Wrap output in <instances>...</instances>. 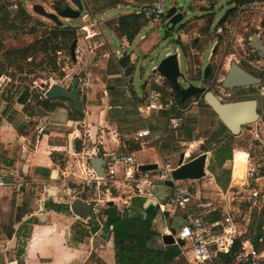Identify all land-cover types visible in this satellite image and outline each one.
<instances>
[{
  "label": "crops",
  "instance_id": "1",
  "mask_svg": "<svg viewBox=\"0 0 264 264\" xmlns=\"http://www.w3.org/2000/svg\"><path fill=\"white\" fill-rule=\"evenodd\" d=\"M101 12L105 13V17L101 18L105 22L113 19L115 15L111 14L112 10ZM131 13L139 14L137 10L126 12L123 15ZM141 18L139 14V20ZM223 20L224 18L217 22L218 27L222 25ZM77 27L79 35L75 38V49L78 46L87 48L91 39L82 38L79 26ZM113 37L118 40L121 49H113ZM140 39H144V36L141 35ZM92 41L96 43L94 53L87 50H84L83 54L74 52L75 59L72 60L78 67H83L86 63L89 65L92 61H95L93 65H100L98 75L95 77L98 83L87 79L83 84L80 77H75L81 110L74 111L78 115L81 113L80 117H83L81 119L78 118L79 116L73 117L75 114L70 111L74 109L71 100L61 97L54 99L39 97L42 99L40 100L42 117L36 125L37 134L34 139L36 146L44 142L48 144V140L52 138L54 152L63 153L65 150L79 152L78 146L82 147L84 139L87 147L96 146L100 152L106 150L133 154L136 162L145 169L153 165L160 167L166 162L175 168L181 153H184V157L188 160L198 156L191 155L193 149L190 147L195 142V135L199 129L200 111H203L199 101L193 100L188 106H183L175 99L181 111L172 107L170 112L161 110L138 112L137 106H145L151 99L162 100V93L160 97L155 93L151 94V90L157 92L159 89L156 88L157 85L151 88L152 82L148 84L150 76L141 81L140 91H137L131 83L136 61L139 58L136 50L139 44L128 51L135 39L129 40L125 35L117 36L113 29L110 31L104 29L102 37L97 36ZM98 42L101 44L98 45ZM175 51L178 52L180 66L181 52L179 53L177 48ZM107 52L110 53V57L104 56ZM170 53L172 52L167 51L165 55ZM206 65H209L210 70V64L206 63L204 68ZM204 68L202 80L205 77ZM88 74L91 75V72L89 71ZM58 84L66 89L70 88L68 85ZM83 91L86 96L85 102L82 100L84 99L82 98ZM192 97L185 99L186 103ZM19 99L17 97L10 102L2 101L4 105L0 107V264H125L116 258L115 230L132 249L131 256L139 250L142 256L147 255V251L154 253L155 257L152 260L150 259L149 262L143 260L141 264H192L191 250L185 244L178 246L174 243L166 248L159 242L161 235L169 234L171 230H174V233L183 224L185 214L182 211L163 213L152 205L147 208L143 207L148 198L156 199L158 204L168 202L173 187L167 186L164 181H155L149 187L148 194L131 196L130 204L124 205V209L116 207L115 200H118L120 195L116 196L111 193L114 202L109 200L106 202L105 215L100 218L95 213L94 207L95 219H83L77 216L64 201L50 202L48 198L38 199L39 194L37 193L32 194V187L48 185L49 187L44 189L47 197H56L59 193V186L63 185L64 181L60 180L58 165L51 161L38 162V150H30L28 145L31 137L23 132L29 127L25 120L28 117V110H25L24 102ZM44 102H48L53 108H46ZM68 103L71 108L68 107ZM205 105L208 107L206 103ZM44 113L46 115H43ZM170 118L177 119L176 128L169 124ZM67 128L69 131L66 132ZM145 129L149 130L150 135L136 138V133ZM45 131L47 133L42 134ZM69 136L72 140L71 149L68 145ZM186 144L189 148L184 149L183 146ZM189 149L188 155L187 150ZM176 153L178 157L176 161H172ZM48 159L50 160L49 157ZM53 170L56 171L54 178L52 177ZM65 171L67 167L61 173ZM234 172L235 166L232 168L233 182L237 183L244 178L242 175L235 177ZM121 174L122 168L119 165L117 176L120 177ZM15 185L19 192L14 195L12 186ZM77 187L81 189V195H83V197H78V200L87 203L94 202L91 192L82 189L80 185ZM112 187L114 186L109 185V190ZM49 189H53V192ZM123 191V188L118 190L120 193ZM12 201L15 202L14 206ZM192 203L191 209L205 220L219 219L225 211L201 212L198 211V207L203 204L197 206L194 202ZM38 205L39 210H37ZM258 210L255 221L250 215V219L245 220L243 225L246 230L245 236L253 242L258 251H264V217L262 216L264 199ZM42 214L45 217L40 221ZM213 215L216 217L212 218ZM165 219L167 221L177 220L178 228H168L164 223ZM13 237H16L15 245L13 248H8ZM259 237L262 238L261 242L258 241ZM131 264L139 263L136 259H131Z\"/></svg>",
  "mask_w": 264,
  "mask_h": 264
},
{
  "label": "rangeland",
  "instance_id": "2",
  "mask_svg": "<svg viewBox=\"0 0 264 264\" xmlns=\"http://www.w3.org/2000/svg\"><path fill=\"white\" fill-rule=\"evenodd\" d=\"M81 1L83 7L98 12V16L102 19L105 17V13L101 11L112 10L111 14L115 15H113V19L103 21L102 33L104 29L107 31L113 29L117 36H121L122 32L116 26L117 20L126 12H135L140 5L149 3L152 0ZM63 2L67 6H73L70 0H18V10L9 12L0 0V16L3 15L6 18L5 23L0 22V107L4 105L2 101L10 102L14 98H20L19 100L25 104V110H28V117L25 120L28 122L29 127L27 131L23 132L31 137L28 145L30 150H38V162L51 161L60 167L59 177L64 183L59 186L58 196L47 197L44 189L49 187L48 185L32 187V194L37 193L39 194L38 199L48 198L50 202L55 200L64 201L69 206L73 200L83 197L81 189L77 187L78 185L69 182L74 179V176L68 174L74 168V164L79 157L68 152L71 150H65L63 153L54 152L52 138L48 140V144L44 142L38 147L36 146L34 141L37 134L36 125L42 117V107L40 106V100L42 99L39 97L43 98L45 96L44 93L51 84L61 83L70 87L75 77H80L83 84L87 79L98 83L99 81L95 77L98 75L100 65H93L95 61H92L89 65L86 63L83 67H78L73 63L69 55V46L67 47L70 38L63 37L61 34H58L57 38L53 37L52 32L56 24L32 10L34 4H41L46 11L58 13L53 9V6L55 3L63 4ZM255 2L256 5L247 3L241 6L240 0H170L164 5L165 12L170 6L174 5L183 14L182 21L176 24L172 30H168L166 26L165 15L156 19L141 18L140 27L133 37L129 38V40L135 39V42L128 51L139 44L136 48L139 58L136 61L131 82L133 87L140 91L141 81L146 80L152 74V68L157 66L167 51L174 52L177 48L179 53L181 52L180 69L185 76L195 84L204 83L206 90L212 91L220 101L226 102L227 98L224 96V92H220L219 86L216 87V85H219L224 79L230 62L234 61L241 65L240 62L244 61V58L246 59L249 52H252L249 36L253 26H260V29H256V34H261L264 30V0H255ZM232 3L236 5L239 3V8L224 24L218 27L217 18L226 6ZM209 4H217L221 8L216 9L218 12L213 16L202 14L203 10L197 8ZM83 13V10H80L79 16L75 19L61 18L62 26H68L74 30L75 37H78L77 26L89 22L88 18L81 17ZM141 35L144 36V39H140ZM261 35H264V33ZM48 37L50 38L48 49L46 51L38 49L39 40ZM179 41L183 49L179 45L177 46ZM32 45L37 47V50H34ZM53 46H57V50H53ZM112 47L114 50L121 49L118 40L114 37L112 38ZM214 48L216 50L212 54ZM206 63L211 66V74L208 80H202L201 73ZM89 71L91 75L88 74ZM178 82L181 86L186 85L181 78H178ZM154 87L156 85L151 84V88ZM156 88L160 89L158 86ZM261 90L264 93V89ZM161 93L163 102L170 96L177 99L167 83ZM236 94L238 95L235 97L237 99L247 98L248 89H240ZM82 98L85 102L84 91L82 92ZM193 100L199 101L203 111H200L199 129L195 135V142L190 147L193 149L191 155L204 153L205 169L207 171L204 170L202 177L199 179L182 180L178 183L189 187L194 204L197 206L203 204L198 207V211L230 210L242 224L251 216L254 217L255 221L259 210L252 207L250 216L248 213L249 207L245 200L248 191L252 188L264 192V127L258 130L245 124L237 135L219 134L220 122L205 105L202 97H192L183 106H188ZM59 102L61 103V101ZM68 107L71 108L69 103ZM70 111L75 114L73 117L79 116L80 119L83 117H80L81 113L78 115L74 109H70ZM71 112L70 114H72ZM43 115H46V113ZM263 122L264 117L259 121L261 126H263ZM250 129H252V133L249 132ZM67 131H69V128L66 129ZM183 148L187 149L189 145L186 144ZM80 149L81 146H78V150ZM227 150L231 151L232 157L226 160L223 166H220L219 158ZM187 151L189 155L190 149ZM177 157L178 153L174 154L172 161H176ZM234 166L235 177L242 175L245 180L243 178L237 183L233 182L232 168ZM65 167H67V171L61 173ZM209 167H212L213 173L209 172ZM224 169L231 172L229 176L224 173ZM212 176L217 177L225 187L219 188ZM244 181H247L248 184H243ZM12 188L14 195L19 192L17 185L12 186ZM102 190L104 191L103 188H100L99 191ZM110 191L113 195L121 196V199L115 200V203H117V208L124 209L122 199L126 194L118 192L114 187L110 188ZM92 197L98 199L94 205L95 213L99 218L103 217L105 215L104 209L107 208L106 197L97 193L95 189L92 190ZM14 203L12 201L13 206ZM39 205L37 210H39ZM178 215L180 216V214ZM53 216L58 218L56 215ZM164 223L170 229L178 228L177 220L167 221L165 219ZM144 258H146L145 254L142 256L140 250L134 252L132 256L130 255V259H136L139 264L143 262Z\"/></svg>",
  "mask_w": 264,
  "mask_h": 264
},
{
  "label": "built area",
  "instance_id": "3",
  "mask_svg": "<svg viewBox=\"0 0 264 264\" xmlns=\"http://www.w3.org/2000/svg\"><path fill=\"white\" fill-rule=\"evenodd\" d=\"M17 1L1 0V4L9 12H13L18 10ZM168 1L170 0H152L149 3L142 4L138 8V13L144 19L163 17L165 15L164 5ZM82 10L84 13L81 17L88 18L89 22L79 26L80 35L84 39H91V41L87 48L76 47L75 53L83 54L84 50L94 53L96 43L92 40L97 36L102 37L101 28L104 22L90 8L83 7ZM77 35L79 34L77 33ZM100 44L98 42V45ZM104 56L110 57V53L107 52ZM151 82L160 88L157 92L151 90V94L155 93L160 97L165 79L156 71L155 67L148 79V84ZM172 107L182 110L175 98L170 96L164 102L161 99H151L145 106H137V110L138 112L143 110L170 112ZM169 124L171 127L176 128L178 126L177 119L170 118ZM149 135V130L145 129L137 132L136 138ZM78 138L80 137L78 136ZM84 141L83 139L79 152L69 151L73 156L79 157L74 164V168L68 172V174L74 176V179L69 182L80 185L82 189L91 193L95 189L97 193L106 197L105 201L114 200L108 188L109 185H113L116 190L123 188L122 193L126 195L122 199V204L129 205L131 196L148 194L150 192L149 187L155 181L172 180L174 185L171 197L168 202L159 204V210L163 213L182 211L185 214V221L172 236L175 244L178 246L185 244L191 250L192 264H264V251H258L253 242L245 236L244 225L235 219L230 210H225L219 219L205 220L195 210L191 209L193 200L188 186L180 185L178 181L173 179L171 172L174 167L169 162L162 164L160 167L155 166L145 169L136 162L133 154L106 150L100 152L96 146L87 147ZM94 157H100L104 160L102 175H99L90 164V160ZM119 165L122 168L120 177L117 176ZM243 184H248V182L244 181ZM102 187L106 188L100 192L99 190ZM93 199L94 203L98 200ZM263 199L264 192L254 188L248 191L245 201L249 207V215L252 207L261 208ZM262 216L264 217V213ZM258 241L261 242L262 238L259 237Z\"/></svg>",
  "mask_w": 264,
  "mask_h": 264
},
{
  "label": "water",
  "instance_id": "4",
  "mask_svg": "<svg viewBox=\"0 0 264 264\" xmlns=\"http://www.w3.org/2000/svg\"><path fill=\"white\" fill-rule=\"evenodd\" d=\"M73 6H66L58 13L48 12L41 4H34L32 10L41 16H44L52 20L56 25H62L61 18L65 19H75L79 16L80 10L83 9V4L81 0H70ZM166 26L168 30H172L176 24L182 21L183 14L181 11L177 10L176 6H171L165 12ZM75 45L76 40H72L69 46L70 57L72 60L75 59ZM178 52L174 51L170 54L165 55L155 67L156 71L167 81L171 83L173 88L180 94V100L184 101L185 99L192 97L196 94H203L204 100L208 105L214 110V112L219 117L222 124L230 130L234 135L239 134L241 126L255 121L257 118L256 112V101L254 99H242L228 102H221L212 91L206 90L204 86L195 84L193 81L187 79L185 74L180 70ZM209 70V65H206L204 68V76L207 75ZM178 78H181L185 82V86H181L178 82ZM259 81L258 78L253 77L248 72L241 69L236 62H230L229 69L222 80L224 87H236V86H247ZM77 78H74L71 82L70 88L66 89L59 84L50 85L45 91V97L48 99H54L57 97L66 98L71 100L73 103V108L75 111H80L81 107L78 103V95L76 90ZM47 133V131L42 132ZM68 145L71 149L72 140L71 136L68 138ZM25 155V151L23 152ZM184 153L180 154L178 165L172 170L173 179L176 181L185 180V179H199L202 177L205 170V154H200L192 159H185ZM207 160V159H206ZM91 164L97 171L99 175L103 172V159L92 158ZM153 166H147V168H153ZM56 171H52V177L54 178ZM164 183L173 187L172 180H166ZM50 192H53V189H49ZM111 204V202H109ZM149 205L154 206L159 209V204L156 199L148 198L145 200L143 207L147 208ZM69 209L76 214L77 216L87 219H95L96 214L94 213V202H83L81 200H73L69 204ZM45 217L44 214L40 216V221ZM174 230H171L169 234H163L159 238L166 248H169L172 244L175 243L172 233ZM16 242V237H13L10 240L8 248H13Z\"/></svg>",
  "mask_w": 264,
  "mask_h": 264
},
{
  "label": "flooded vegetation",
  "instance_id": "5",
  "mask_svg": "<svg viewBox=\"0 0 264 264\" xmlns=\"http://www.w3.org/2000/svg\"><path fill=\"white\" fill-rule=\"evenodd\" d=\"M255 3H256L255 0H253L250 2V5L251 4L256 5ZM241 6H244V4H242ZM197 8L203 10L202 14H211L210 16H213L215 13L218 12L216 9L221 8V6H219L217 4H209L206 6H198ZM238 8H239L238 5H236L234 3L229 4L228 6H226L225 10H223L220 13L217 20L220 21L221 19L224 18V20L222 21L223 22L222 24H224L234 13H236V10ZM217 20H216V22H217ZM256 29H260V26L254 25L253 28L251 29L252 32L249 36V39L251 41L250 48H251L252 52L248 53L246 59L244 58V61H242L243 63L240 62L241 65H238V64L237 65L241 69H243L244 71L248 72L253 77L258 78L259 81L255 82L251 85L236 86V87H224L222 84V81H221L219 85H216V87L219 86L220 92H224V96L227 98L226 102L235 101V100H242V99H254L256 101L257 118L255 119V121L248 123V125L251 126L252 129L254 127V129L257 128L258 130H260V129H262V127H264V122L262 123L263 126H261L259 123V121L262 120V118L264 117V93L261 90V89H264V35H261L262 33H264V30L262 33L259 30L261 34H256V32H255V31H257ZM180 31H181V29L179 30V32ZM215 50H216L215 48L212 49V54H214ZM199 85L200 86L203 85L206 88L205 84L201 83ZM243 88L248 89V97L247 98H240V99L235 98L238 96L236 94L237 91L240 89H243ZM201 95L203 96V99H204V95L203 94H201ZM261 95H263V96L261 97ZM199 97H201V96H199ZM221 102H225V101L222 100ZM205 103L208 105V103L206 101H205ZM208 107L211 110V112L213 113V115L216 117V119H218V121L220 122L218 133L219 134H224V133L232 134L230 132V130H228L222 124V122L220 121L219 117L214 112V110L209 105H208ZM244 125L241 126V129ZM258 126H260V128H258ZM241 129H240V131H241ZM252 129L249 130L250 133H252Z\"/></svg>",
  "mask_w": 264,
  "mask_h": 264
},
{
  "label": "trees",
  "instance_id": "6",
  "mask_svg": "<svg viewBox=\"0 0 264 264\" xmlns=\"http://www.w3.org/2000/svg\"><path fill=\"white\" fill-rule=\"evenodd\" d=\"M251 1H253V0H240V3L241 4H247V3H250ZM237 5H239V3ZM66 6H67V4H64V2H63V4L55 3L53 6V9L59 12L63 8H65ZM0 22H2V23L6 22L5 16H3V15L0 16ZM117 27L120 30V32H122V35H125L128 39L129 38L131 39L133 37L134 33H136V31L140 27L139 14L131 13L128 15L121 16L117 20ZM181 27H184V26H181ZM52 34H53V37H55V38L58 37V34H61L63 37L70 38L69 42L67 43V47L70 46V43L72 42V40H74L76 38L74 35V30H72L68 26L56 25L55 28L53 29ZM180 41L178 42L177 46L179 45V47H181V49H183ZM38 44H39L38 49H42L43 51H46L49 47V44H50V38L49 37L48 38H41L39 40ZM32 46H33L34 50H37V47H35L34 45H32ZM56 47L57 46H53L52 49L57 50ZM183 53H184V51H183ZM210 74H211V66H210V70L208 71L207 76L204 77V80H208ZM202 75H203V73H201V76ZM166 83L170 87L171 91L176 95L178 103L180 105H184L186 103V100L180 101V94L173 88V86L169 82L165 81V84ZM195 96H197V97L201 96L203 98V96L201 94H197ZM42 104H43V102H42ZM44 104H45V107L48 109L53 108V106L49 105L48 102H46V103L44 102ZM224 153L219 158L220 166H223L224 162L232 157L231 151L227 150ZM208 170L211 173L214 172L212 167H209ZM224 173H227V175L229 176L230 171L224 169ZM215 180L221 188L225 187L224 184L217 177H215ZM215 217H216V215H213L212 218H215ZM114 243H115V249H116V258L118 259V261L125 262V264H131L130 255H131L132 249L125 243V240L121 237L119 232L116 230H115ZM147 252L148 253H147V255H145L146 258H144V261L149 262L150 259L152 260V258L155 256L153 255L154 254L153 252H150V251H147Z\"/></svg>",
  "mask_w": 264,
  "mask_h": 264
},
{
  "label": "bare ground",
  "instance_id": "7",
  "mask_svg": "<svg viewBox=\"0 0 264 264\" xmlns=\"http://www.w3.org/2000/svg\"><path fill=\"white\" fill-rule=\"evenodd\" d=\"M186 156H188L187 154H186ZM186 159V158H185Z\"/></svg>",
  "mask_w": 264,
  "mask_h": 264
}]
</instances>
